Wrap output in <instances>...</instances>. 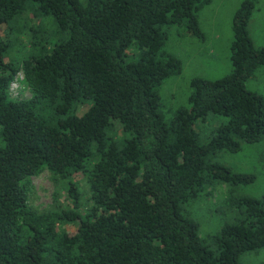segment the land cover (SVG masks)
Returning a JSON list of instances; mask_svg holds the SVG:
<instances>
[{"label": "trees", "instance_id": "obj_1", "mask_svg": "<svg viewBox=\"0 0 264 264\" xmlns=\"http://www.w3.org/2000/svg\"><path fill=\"white\" fill-rule=\"evenodd\" d=\"M212 1L0 0V264H242L264 248V195L236 193L257 175L216 161L264 138V96L248 87L264 66L249 26L259 0L235 12L232 70L193 77L172 118L161 108V86L183 68L164 27L203 38L198 12ZM27 11L39 24L26 23L24 42ZM20 72L29 98L11 95ZM213 116L202 142L197 123ZM46 170L54 204L38 210L33 177ZM217 183L238 215L207 243L185 208Z\"/></svg>", "mask_w": 264, "mask_h": 264}, {"label": "rangeland", "instance_id": "obj_2", "mask_svg": "<svg viewBox=\"0 0 264 264\" xmlns=\"http://www.w3.org/2000/svg\"><path fill=\"white\" fill-rule=\"evenodd\" d=\"M244 0H213L198 12V19L204 37L200 38L186 32L183 26L171 25L164 29L168 34L166 48L169 52L182 60V71L168 78L160 88L161 108L167 119L172 118L175 111L182 107H189V95L192 91L193 77L202 76L207 79H218L229 73L233 66L231 62V42L233 39V18L235 12ZM28 11L22 16L19 24L22 31L18 36L24 42L30 36L29 27L39 24L37 17L33 18ZM45 18V17H44ZM51 16V20H52ZM42 19V18H41ZM40 19V20H41ZM26 23L29 27H26ZM56 28V25H54ZM250 31L256 46H264V0H259L250 21ZM48 28V27H46ZM49 29V28H48ZM52 29L48 32L51 33ZM54 42L59 36L51 37ZM10 58L13 60L23 57L25 49L21 43H14L10 48ZM20 72L11 84V95L18 98L31 97L30 89L20 80ZM248 87L264 96V66L260 67L248 82ZM87 107L81 106L80 113ZM208 122H198L197 129L202 142L210 139L211 129L221 121V116H213ZM216 161L231 167L237 172L255 173L257 180L249 185L236 189L237 194L261 197L264 195V138L256 143L245 144L237 153L223 152L216 157ZM81 188L87 192L88 188L82 176L76 175ZM34 191L30 196V203L38 210L50 208L54 204L53 194L56 182L48 170L33 177ZM229 186L217 183L209 187L203 195L187 204L185 211L199 223L200 235L207 243H213L212 237L218 233L224 223L234 221L238 215L236 208L231 206ZM61 199L68 204V194L61 192ZM74 229L76 225H68L67 229ZM242 264H264V248L249 251L241 256Z\"/></svg>", "mask_w": 264, "mask_h": 264}]
</instances>
